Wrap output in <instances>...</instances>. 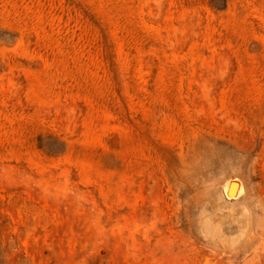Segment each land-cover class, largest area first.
I'll use <instances>...</instances> for the list:
<instances>
[{
  "label": "rangeland",
  "instance_id": "374dc122",
  "mask_svg": "<svg viewBox=\"0 0 264 264\" xmlns=\"http://www.w3.org/2000/svg\"><path fill=\"white\" fill-rule=\"evenodd\" d=\"M0 264H264V0H0Z\"/></svg>",
  "mask_w": 264,
  "mask_h": 264
}]
</instances>
